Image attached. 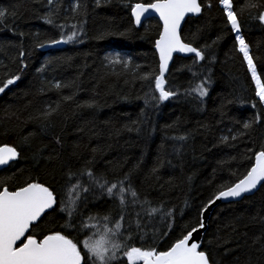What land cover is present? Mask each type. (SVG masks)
I'll list each match as a JSON object with an SVG mask.
<instances>
[{
  "label": "trees",
  "instance_id": "1",
  "mask_svg": "<svg viewBox=\"0 0 264 264\" xmlns=\"http://www.w3.org/2000/svg\"><path fill=\"white\" fill-rule=\"evenodd\" d=\"M153 2L0 0V147L17 152L0 169V184L13 191L35 182L53 191L57 210L33 230L38 239L49 231L105 239L102 218L110 217L111 228L123 213L128 246L164 251L197 227L208 200L243 178L264 151V104L219 0H200L201 14L186 19L182 39L203 59L174 58L164 85L174 95L164 100L155 89L162 25L150 18L137 26L132 18L133 6ZM232 5L264 82V0ZM198 86L207 90L203 97ZM89 173L109 186L124 181L137 203L126 193L121 206ZM78 181L87 191L72 188ZM73 199V223L92 216L94 227H61L68 219L61 201ZM201 250L211 264H264V184L215 206ZM125 261L118 252L114 264Z\"/></svg>",
  "mask_w": 264,
  "mask_h": 264
},
{
  "label": "snow or ice",
  "instance_id": "2",
  "mask_svg": "<svg viewBox=\"0 0 264 264\" xmlns=\"http://www.w3.org/2000/svg\"><path fill=\"white\" fill-rule=\"evenodd\" d=\"M219 4L222 6L231 30L238 31L240 24L237 13L233 10L232 0H219ZM208 6L210 7V5ZM249 6L255 7V5ZM149 9L158 13L160 20L163 21V31L155 42V47L159 52V75L155 76V89L159 92V99L164 100L174 95L171 91L165 90L163 79L173 52L194 53L196 59H203V52L190 43H184L178 33L180 22L185 15L201 13L202 5L198 0H155L154 3L147 5L136 4L132 7L136 23L140 22L141 15ZM4 16L5 12L0 11V18ZM258 19L264 22V12L260 13ZM48 22L51 23V21ZM75 35L76 33L73 32L68 39H72ZM236 40L239 43V51L243 54L251 72V78L255 82V95L259 98V102L264 104V82L257 74L248 45L239 35ZM52 43H57V41H52ZM15 79L16 77L8 79L4 87L12 84ZM3 90L4 88L0 87V92ZM196 91L203 97L207 90L198 86ZM253 106L255 107V105ZM250 126L249 122L244 124L246 129ZM16 155L15 148L0 147V165L7 164ZM89 177L95 184L104 188L108 195L117 196L121 206L125 204L126 193L131 195L133 204L137 203V193L130 187L125 188L124 181H117L109 186L107 181L101 182V178L93 177L91 173H89ZM126 179L127 176H125ZM262 182H264V151L255 153V163L246 175L231 186L219 191L215 199L239 197L241 194L255 189ZM72 188L87 191L83 186H79V181ZM113 189H117L115 194ZM56 203L55 194L44 184L27 183L13 191H9L7 186L0 184V264H114L117 261L118 252L126 257L125 264H211L208 253L199 250L203 242L202 239L190 243L193 233L197 232L198 228L204 227L202 220L197 227L187 231V234H182L164 251H157L155 247L151 246H128L125 241L131 239V233L125 235L127 230L122 224L123 213L119 219L115 220L111 228L107 224L110 217L102 218L106 222L104 225L105 239L94 240L92 236H85L83 240L78 237L73 239L62 231L39 233L42 238L38 239L37 233L33 230L40 227V221L48 211L57 210L54 208ZM207 203L210 205L213 200L209 199ZM75 205V199L67 204L61 201L59 212L66 213L68 217L61 227L72 229L75 232H82L94 227L87 223L88 220L96 219L92 216L84 218L79 224L73 223ZM156 211L158 210L155 208L151 209L152 213ZM167 215H170V211ZM137 227L139 228V222H137ZM119 237H123V239L116 242ZM140 239L143 240V235ZM209 243L211 242L209 241Z\"/></svg>",
  "mask_w": 264,
  "mask_h": 264
},
{
  "label": "water",
  "instance_id": "3",
  "mask_svg": "<svg viewBox=\"0 0 264 264\" xmlns=\"http://www.w3.org/2000/svg\"><path fill=\"white\" fill-rule=\"evenodd\" d=\"M198 2H200V0H198ZM153 3H154V2H153ZM138 4H145V5H147V4H151V3H138ZM201 12H202V11H201ZM200 14H201V13H198V14H191V13H189V14H186L185 17L181 20L180 25H179V28H178V33H179V35H180V37H181V40H182L184 43H186V42L182 39V29H183V26H184V23H185L186 19H187L188 17H197V16H199ZM132 18H133V20H134V23H135L137 26H141V25H142L147 19H150V18H156V19H158V20L160 21V23H161V25H162V30H161V32L163 31V21L160 20L159 14L156 13L153 9H149L148 11L144 12V13L141 15V19H140V22H139V23H136V20H135V17L133 16V14H132ZM159 38H160V36H159ZM159 38H158V39H159ZM158 39H157V40H158ZM155 50H156L157 55H158V58H159V52H158V50L156 49V47H155ZM193 55H195V54H194V53H183V52H178V51H177V52H173V54H172V58L168 61V65H167V67H166V69H165V72H164V77H163V79H164L165 83H166V77L168 76V73H169L170 67H171V65H172V63H173V61H174V58H175L176 56L190 57V56H193ZM10 161H11V160H10ZM10 161H8V163L5 164V165H0V169H2L3 167H5L6 165H8V164L10 163ZM254 163H255V162H254ZM263 184H264V182H262L261 184H258L257 187H256L255 189L251 190L250 192L243 193V194H241V196H239V197H229V198L214 199V200H213V203L210 204V205H207V207H206V208L204 209V211H203V214H202V221H203V225H204V227H203V228H198V231L195 232V233H193V236H192V238H191V240H190V243H191L192 241H201V239H202V241H203L205 231L207 230V227H208V221H209V218H210L211 213H212L213 209L215 208V206H217V205H219V204H221V203H228V202L239 201V200H241L242 198H244L245 196H248V195L253 194V193H254L256 190H258ZM22 239H23V238H22ZM201 245H202V243H201ZM201 245H200V249H199V250H201Z\"/></svg>",
  "mask_w": 264,
  "mask_h": 264
},
{
  "label": "rangeland",
  "instance_id": "4",
  "mask_svg": "<svg viewBox=\"0 0 264 264\" xmlns=\"http://www.w3.org/2000/svg\"><path fill=\"white\" fill-rule=\"evenodd\" d=\"M236 33H237V36L239 35V36H241V34H240V29L238 30V31H235ZM242 37V36H241ZM255 83V82H254ZM99 239H103L102 237H100Z\"/></svg>",
  "mask_w": 264,
  "mask_h": 264
},
{
  "label": "bare ground",
  "instance_id": "5",
  "mask_svg": "<svg viewBox=\"0 0 264 264\" xmlns=\"http://www.w3.org/2000/svg\"><path fill=\"white\" fill-rule=\"evenodd\" d=\"M204 211V210H203Z\"/></svg>",
  "mask_w": 264,
  "mask_h": 264
}]
</instances>
